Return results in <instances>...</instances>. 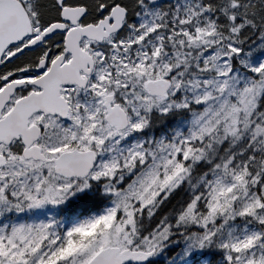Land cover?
<instances>
[{"label": "snow or ice", "instance_id": "obj_1", "mask_svg": "<svg viewBox=\"0 0 264 264\" xmlns=\"http://www.w3.org/2000/svg\"><path fill=\"white\" fill-rule=\"evenodd\" d=\"M209 250L264 264V0H0V264Z\"/></svg>", "mask_w": 264, "mask_h": 264}, {"label": "trees", "instance_id": "obj_2", "mask_svg": "<svg viewBox=\"0 0 264 264\" xmlns=\"http://www.w3.org/2000/svg\"><path fill=\"white\" fill-rule=\"evenodd\" d=\"M98 204L99 203H103V201L102 200H100V201H98L97 202ZM210 252H211V255L209 256V257H207V260L209 261V264H211V261H214L220 254L219 253H217V252H214V251H211V250H209ZM206 256H207V254H206ZM206 258V257H205ZM162 260V259H161ZM161 260H157V261H153L151 264H161Z\"/></svg>", "mask_w": 264, "mask_h": 264}, {"label": "rangeland", "instance_id": "obj_3", "mask_svg": "<svg viewBox=\"0 0 264 264\" xmlns=\"http://www.w3.org/2000/svg\"><path fill=\"white\" fill-rule=\"evenodd\" d=\"M200 264V263H199ZM202 264H204V260L202 261Z\"/></svg>", "mask_w": 264, "mask_h": 264}]
</instances>
